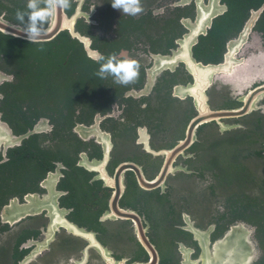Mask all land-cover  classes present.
I'll use <instances>...</instances> for the list:
<instances>
[{"label": "flooded vegetation", "instance_id": "obj_1", "mask_svg": "<svg viewBox=\"0 0 264 264\" xmlns=\"http://www.w3.org/2000/svg\"><path fill=\"white\" fill-rule=\"evenodd\" d=\"M141 3L72 0L40 45L0 0V264H264V0ZM120 51L127 86L90 58Z\"/></svg>", "mask_w": 264, "mask_h": 264}, {"label": "clouds", "instance_id": "obj_2", "mask_svg": "<svg viewBox=\"0 0 264 264\" xmlns=\"http://www.w3.org/2000/svg\"><path fill=\"white\" fill-rule=\"evenodd\" d=\"M43 4L44 7H40ZM72 0H27L25 10H17L16 19L20 22L18 32L31 44L42 45L47 41L52 18L71 8ZM114 9L123 15L136 17L143 12L141 0H111ZM44 51L43 47L38 49ZM99 68L95 75L101 79L112 78L117 85L133 83L139 72V65L127 53L113 52L107 56L93 53L90 56ZM227 264V262H226Z\"/></svg>", "mask_w": 264, "mask_h": 264}, {"label": "water", "instance_id": "obj_3", "mask_svg": "<svg viewBox=\"0 0 264 264\" xmlns=\"http://www.w3.org/2000/svg\"><path fill=\"white\" fill-rule=\"evenodd\" d=\"M225 6V5H224ZM212 9V12H211V16H215L217 15L219 12L221 11H218L219 10V3L216 1V2H212L209 6H208V9H205L203 8L202 9V14L203 15H200V17H202L204 19L205 16H207V13ZM262 11V8L256 10L253 12V15L251 16L250 20L248 21V24L246 26V28H249V26H252V24L255 22V20L257 19L259 13ZM64 12L61 14L60 12H58L56 15H57V18H54L53 17V22L52 24L49 26V35H48V38L53 36L54 34H56L62 27L63 25L61 24L63 17H66L64 16ZM212 19V18H211ZM211 19L208 17V22H211ZM62 25V26H61ZM7 32H13L17 35H20L22 36L19 32H18V27L16 26H5ZM17 29V31L15 30ZM194 36H197V34H195ZM47 38V39H48ZM190 50H191V47H190ZM182 53V51L178 52V54ZM160 60V59H159ZM190 60L193 62V63H188L189 66H190V69L191 71L194 73H196V75L206 71V72H212L214 73L216 70H218L220 67H224L226 66L228 63H225V64H221V65H213V64H203V63H199L196 61V59L191 55L190 57ZM161 61V60H160ZM35 130H38V127H35L33 130H31L30 132H28L27 134L31 133V132H34ZM231 236L230 234H228L226 240L230 239ZM210 264H214V259H212L210 261Z\"/></svg>", "mask_w": 264, "mask_h": 264}, {"label": "trees", "instance_id": "obj_4", "mask_svg": "<svg viewBox=\"0 0 264 264\" xmlns=\"http://www.w3.org/2000/svg\"><path fill=\"white\" fill-rule=\"evenodd\" d=\"M252 4V3H249ZM255 4V3H254ZM227 19H230V16H227ZM225 20V19H224ZM225 22H229V20H225Z\"/></svg>", "mask_w": 264, "mask_h": 264}, {"label": "rangeland", "instance_id": "obj_5", "mask_svg": "<svg viewBox=\"0 0 264 264\" xmlns=\"http://www.w3.org/2000/svg\"><path fill=\"white\" fill-rule=\"evenodd\" d=\"M224 175H228V173L225 170H222Z\"/></svg>", "mask_w": 264, "mask_h": 264}]
</instances>
